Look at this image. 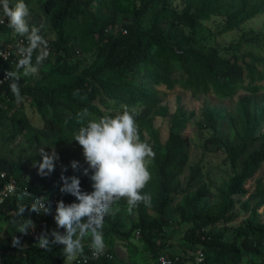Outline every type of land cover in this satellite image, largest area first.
Segmentation results:
<instances>
[{
  "label": "trees",
  "instance_id": "trees-1",
  "mask_svg": "<svg viewBox=\"0 0 264 264\" xmlns=\"http://www.w3.org/2000/svg\"><path fill=\"white\" fill-rule=\"evenodd\" d=\"M28 1L24 0L25 4ZM94 1H37L40 9L50 14V23L57 32V39L48 42V48L52 50L44 62L47 63L51 58L55 62L43 74L42 81L29 85L26 77L19 80L21 95H30L36 110L43 117V126L36 130L49 146L63 149L69 144H75L81 147L78 142L71 140L81 126L76 122V113L88 109L89 117L85 123L87 119H98L106 113L114 115L100 110L95 104L97 98L105 96L128 105L143 102L144 108L135 119L143 141L144 130L152 135L149 116L154 114L165 117L168 107L166 104H159L153 88L128 81L127 76L135 75L140 67L145 69L152 86L165 85L167 89H172L181 80L179 84L185 89L194 92L213 91L220 98L233 96L239 90L245 92L232 110L219 116L216 113L217 108L212 107L198 123L200 128L213 130L206 143L215 149L222 147L233 170V175L221 191L215 211H209L201 190L192 200L185 198L183 206L176 207L181 217H185L191 224L190 233L185 238L189 248L193 247L191 249L194 250L200 247L204 254L203 259L211 256L217 264L239 263L245 255L243 249H256L255 242L264 241V220L260 219L259 212L264 207V177L255 180L253 192L248 193L244 187L245 182L264 162V95L260 93L264 90V58L252 51H243L246 44H264V32L242 30L227 45L211 46L202 51L197 47L192 31L200 21L208 20L211 15L225 18L221 32L233 31L256 17L264 9V0H206L194 8L185 6L180 11L172 8L169 0H102L106 9V16L103 18H99L89 9ZM151 7L153 11L149 24L143 26L140 20ZM68 15L71 19L80 15L85 18L79 48L82 52L92 50L95 53L93 61L81 69L78 61H71L78 50L69 44L72 38L65 33ZM118 23H121V27L117 26ZM5 27L0 25V35ZM41 35L45 36L42 32ZM16 36L19 35L13 36L9 41ZM11 61L12 57L7 61L0 59V77L6 68H11ZM174 62H178L183 71L180 79L171 75V64ZM11 82L5 80L0 85V120L7 119L11 123L13 134L18 135L34 128L24 114L16 111L17 103L9 88ZM48 108L50 116L45 115ZM181 109L178 105L172 114L165 151L155 152V158L149 166L151 180L143 191L151 193V206L140 204L136 208L137 220L131 222L126 230L118 222L103 227V235L113 234L120 239H129L133 232L138 231L149 254L157 258L163 253L173 264H179L177 258L162 251V240L157 242L155 234L161 232L169 222L166 209L171 200L170 193L174 189L173 168L184 165L188 158L186 140L181 135L188 118L182 116ZM69 115L71 118L65 123ZM238 159H242V166L236 171ZM17 167L18 161L9 156L0 157V189L10 175L18 180L19 187L0 203V223L11 220L19 203L30 207L34 196H43L46 186L60 172L55 167L49 176L41 177L38 174L32 180L23 182L19 175H15ZM90 175L91 170L89 175L80 180L81 183L88 182ZM24 185L27 186L29 195L22 194L21 187ZM21 196L22 200L19 199ZM47 198L51 206L50 214L24 213L26 218L30 215L36 225L35 233L30 234L29 231L26 235L28 245L18 249L0 244V264H64L66 257L62 254L61 245H53L50 251H46L36 245V237L42 231L51 232L49 224L54 220L56 202L63 200L65 204H70L74 197ZM235 205H239L247 214L233 238L224 241L227 228L220 224L230 220L228 213ZM149 210L154 211L157 217L151 218ZM58 230L63 232V229ZM15 251H19L20 255L16 256ZM88 251L89 248L86 247L84 255L74 258L72 264H83L77 261L88 254ZM86 264L115 263L113 258L108 260L101 257L97 260L91 259ZM252 264H264V256L260 262Z\"/></svg>",
  "mask_w": 264,
  "mask_h": 264
},
{
  "label": "rangeland",
  "instance_id": "rangeland-1",
  "mask_svg": "<svg viewBox=\"0 0 264 264\" xmlns=\"http://www.w3.org/2000/svg\"><path fill=\"white\" fill-rule=\"evenodd\" d=\"M38 0H29L26 4L29 9V16L26 18L30 26L35 25L41 28V32L44 33V38L47 42H53L57 39V32L50 23V14L43 12L38 3ZM206 0H169V4L172 8L180 11L185 6L196 7L205 3ZM10 6H14L17 0H9ZM89 9L94 11L99 18L106 16L105 4L102 0H95ZM153 8H149L147 13L141 18V24L147 26L151 17ZM0 14H3L2 8H0ZM84 17L78 16L76 19H71L69 15L66 18L67 25L65 27V33L69 34L72 40L70 45L76 47L79 53H77L72 62L78 61L79 68L88 66L94 59L95 53L90 50L89 52H82L79 48L80 34L84 23ZM8 24V23H7ZM121 24V23H120ZM118 23L117 26L121 27ZM225 24V18L220 15H211L208 20L200 21L197 27L192 31L194 38L197 40V47L202 51H206L211 46L221 47L227 45L231 40L236 39L242 30L254 29L264 32V9L254 18L244 22L239 28L230 32H221ZM189 31V29H185ZM13 36L12 29L6 25L5 29L1 31V39L3 45L12 48L11 39ZM243 51H252L256 55L264 58V44H246L243 47ZM47 63H43L39 67V71L35 76H29L27 78V84L33 85L36 81H42L43 74L53 67L55 62L54 58L49 59ZM18 59L15 60V63ZM15 63L11 67L14 69ZM35 63V61L33 62ZM171 75L174 78L180 79L183 76V71L178 62L171 64ZM128 81L138 84H144L155 90V96L159 99V104H166L168 107V114L165 117L156 116L151 114V126L152 135H149L145 130L143 131L144 140L153 149L154 152L163 153L165 151L164 145L169 136V128L172 124V114L176 110L177 106H181V114L183 117L188 118L185 129L181 132V135L186 140V152L187 162L184 165H176L173 168L175 177L173 180L174 189L170 193V203L166 209V214L169 218V222L161 232L155 234L157 236V242L162 244V251L166 254L173 255L177 258L179 264H217L213 257L207 256L205 259L203 251L200 247L192 250L186 242V236L190 233V223L185 220V217H181L177 211V206H183L185 198L192 200L201 190L203 197L207 202L209 211L214 212L219 199L221 198V191L225 188L226 183L233 175V170L230 167L229 161L226 159L225 151L222 147L214 148L210 144L206 143V140L213 134L211 128H200L198 123L206 117L209 109L216 107V113L220 116L227 110H232L239 98L245 95V92L239 90L233 96H227L224 98L217 97L213 91H191L180 86V81L175 83L174 88L167 89L165 85L152 86L150 79L143 67H140L135 75L129 74L127 76ZM261 94L264 95V90H261ZM23 100L21 103L15 106L16 111L24 114L28 119L30 125L34 128L29 131H23L18 135H14L12 131L11 123L7 119L0 120V157L9 156L12 160L18 161V167L15 175H19L21 181L27 182L32 180L38 175L37 168L32 166L33 160L40 161L42 158L36 154L37 150L45 145H48L45 140L40 136L36 129L43 126V117L36 110L32 98L28 94L22 95ZM96 106L102 111H108L113 114L122 111L124 107H127L130 111L134 112L135 119L144 108L143 102H138L135 105H128L123 101H117L113 98L100 96L95 100ZM50 109L45 111L46 116H50ZM137 123V122H136ZM49 146V145H48ZM55 148V147H54ZM52 148L45 147V151L51 152ZM55 151L59 155V159L55 161V167L59 168V175L50 184L46 186L43 196H55L60 197H74L68 193H62L60 186L62 181L60 179L61 174L65 176L76 175L80 180L86 177L83 174V168L88 167L84 156L83 149L75 144H69L66 148H55ZM36 154V155H35ZM79 161L81 167L78 170H73L71 167V161ZM242 166V159H238L235 170L239 171ZM66 171H63L64 168ZM264 177V162L256 173L248 179L244 187L248 193L254 191L255 180ZM82 191L91 192L92 181L89 180L86 183H81ZM76 200L74 197L73 202ZM260 219L264 220V207L259 209ZM246 212L239 206L235 205L234 208L228 213L230 220L220 225H225L227 232L225 233L223 240L230 241L236 233L238 226L243 225ZM150 217H157V214L149 210ZM18 217L11 216V220H6L0 223V244L12 246V236L16 235L20 237V242L23 248L28 245L26 235L16 232L17 225L12 223L13 219ZM17 220L18 222L20 221ZM137 220V210L134 209L132 213L127 211V202L125 199L119 200L112 207L111 213L105 218L104 225H110L114 222H118L122 226L123 230H126L131 222ZM49 225L50 228L56 229V222L53 220ZM29 234V232H28ZM106 244L105 251L113 254V262L115 264H154L155 257L153 254H149L145 243L140 237H137L133 232L129 239H120L113 234L103 235ZM160 236L162 239H160ZM254 240V239H251ZM90 238H85L84 249L88 247ZM256 249L244 250L245 255L241 261L237 264H252V262H260L264 256V241L255 242ZM21 249L20 247H16ZM22 248V249H23ZM196 248V247H195ZM104 251V252H105ZM14 254L19 256V251H15ZM73 259L66 258L64 264H72Z\"/></svg>",
  "mask_w": 264,
  "mask_h": 264
},
{
  "label": "clouds",
  "instance_id": "clouds-1",
  "mask_svg": "<svg viewBox=\"0 0 264 264\" xmlns=\"http://www.w3.org/2000/svg\"><path fill=\"white\" fill-rule=\"evenodd\" d=\"M4 16L7 18L8 27L14 35H19L27 40L26 46H19L17 54L20 57L13 70H6L5 79L12 81L9 88L15 97V103L22 102L23 97L19 80L23 77L35 76L39 67L49 57L48 42L41 35V28L30 26L27 22L29 16L28 6L24 0H17L10 6L9 0H0ZM2 22V21H0ZM35 53V63L33 55ZM7 60V56H2ZM88 109L76 113L75 119L79 127L73 134V139L82 147L83 156L88 167L83 168V174L89 175L92 181L91 192L82 191L81 181L78 176H65L61 174L62 184L60 191L71 194L76 200L65 204L63 200L56 202L54 220L56 229L42 231L36 237L39 248L50 251L53 245L62 246V254L68 259L84 255L85 238H90L88 247L92 256L103 254L106 244L103 236L105 218L110 215L112 207L121 199L127 202V211L132 213L140 204L150 207L151 193L144 192L146 185L151 180L149 166L156 153L152 147L140 138L138 125L134 112L124 107L122 111L104 114L98 119H87ZM71 118L69 115L65 123ZM52 148L51 152L45 147ZM42 159L33 160L32 166L37 168L41 177L49 176L55 169V161L59 159L53 146L45 145L36 152ZM35 154V155H36ZM73 170H78L79 161H71ZM65 167L63 171H66ZM19 199H23L21 196ZM47 196L34 197L30 207L19 203L14 213L15 217L23 218L21 221L12 220L17 225L16 232L27 235L29 230H34L36 225L30 218L24 216L35 212L37 215L50 214L51 206L46 203ZM3 201L0 200V203ZM58 229H63V232ZM51 237V239H49ZM12 246L23 248L20 237L12 236Z\"/></svg>",
  "mask_w": 264,
  "mask_h": 264
},
{
  "label": "built area",
  "instance_id": "built-area-1",
  "mask_svg": "<svg viewBox=\"0 0 264 264\" xmlns=\"http://www.w3.org/2000/svg\"><path fill=\"white\" fill-rule=\"evenodd\" d=\"M0 25H8L7 23V18L4 16V14H0ZM123 32L125 33L126 30H123ZM3 40L1 39V35H0V59H2L3 61H7L10 57H12V61L10 62L11 67L13 66V64L15 63V60L18 59L19 60V56L17 54V49L19 46H26L27 45V40L24 37L21 36H16L12 42L10 43L12 48H8L6 46L3 45ZM51 48H49V51L51 53ZM76 53H78V51H76ZM2 56H7V60H5ZM6 70H11V68H6L3 71L2 76L0 77V85L6 80L5 79V75H6ZM4 173H2L3 175ZM18 180L10 175L8 178V181L5 183V185L0 189V200H4L6 197H8L10 194H12L16 189H18ZM22 194L23 195H29L28 193V188L27 186H22ZM34 197H41V196H34ZM33 197V198H34ZM52 201H55V199H53ZM33 202V199H32ZM48 199L46 201V203H48ZM36 214V213H35ZM30 234H34L35 233V229L34 230H29ZM136 236L139 237V232L136 231L135 232ZM89 253L86 254L82 259H79L77 262L78 263H83L86 264L89 260L94 259L97 260L101 257H104L108 260L112 259V253L105 251L103 254L99 255L98 257H93L92 256V250L89 248ZM154 264H173V261L168 258L167 255L161 253L157 256V258L155 259V263Z\"/></svg>",
  "mask_w": 264,
  "mask_h": 264
}]
</instances>
